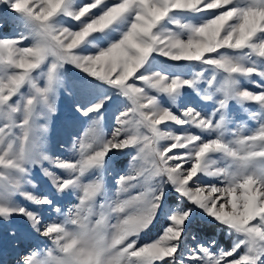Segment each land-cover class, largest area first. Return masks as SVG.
Returning a JSON list of instances; mask_svg holds the SVG:
<instances>
[{
  "label": "snow or ice",
  "instance_id": "obj_1",
  "mask_svg": "<svg viewBox=\"0 0 264 264\" xmlns=\"http://www.w3.org/2000/svg\"><path fill=\"white\" fill-rule=\"evenodd\" d=\"M0 5L26 18L34 38L30 46H21L27 36L0 38V264H264V120L258 118V130L248 133L243 127L233 130L228 115L233 98L264 106V90L253 92L239 82L253 75L264 79V71L221 51L249 50L264 58V0H119L110 6L107 0H93L79 9L74 0H0ZM102 6L80 30L53 23L61 13L80 21ZM177 10L212 15L198 26L183 25L186 36L158 33L161 22ZM128 15L133 19L117 42L96 54L77 53L92 34ZM6 22L18 23L0 20V28ZM154 54L223 73L219 82L215 74L208 78L201 95L213 101L219 94L211 114L188 106L177 115L150 94L149 89L175 96L204 78L203 73L194 79L145 75L141 70ZM46 63V82L40 85L34 73ZM65 64L114 87L131 105L118 116L111 138L103 134L102 118L94 120L77 141L80 157L75 161L45 150L42 133L48 128L37 123L36 114L38 99L55 111L52 97ZM26 86L35 95L21 101ZM102 107L77 105V111L88 116ZM166 122L196 128L210 138L162 129ZM164 140L171 143L161 148ZM128 148H136L137 155L129 174L117 181L121 198L101 202L102 179L86 177L104 166L110 152ZM36 168L56 193L77 191L78 203L65 210L40 190ZM140 178L146 187L133 193ZM167 184L178 194L175 208L165 198ZM196 209L235 237L231 248H218L215 239L195 249L185 243L189 236L197 240L188 228ZM167 213L163 232L137 246L140 234Z\"/></svg>",
  "mask_w": 264,
  "mask_h": 264
},
{
  "label": "rangeland",
  "instance_id": "obj_2",
  "mask_svg": "<svg viewBox=\"0 0 264 264\" xmlns=\"http://www.w3.org/2000/svg\"><path fill=\"white\" fill-rule=\"evenodd\" d=\"M92 2L93 0H74L73 6L79 9ZM118 2L119 0H107V5L110 6ZM238 3L247 4L248 0H238ZM103 8L104 6L93 10L89 16H86L80 21L61 13L54 18L53 23L57 27H68L74 31L80 30L84 23L93 16L99 15L103 11ZM211 15L212 13H195L177 10L170 13L169 17L161 22L157 28V32L160 34H167L169 31H173L177 34L186 36L188 31L183 25L198 26L210 19ZM12 18H15L18 23L13 25L6 22L4 27L0 28V38L27 36L28 38L23 41L21 46H30L34 42V38L30 34L28 24L25 23L26 18L22 17L21 14L12 12L8 5H0V20L8 21ZM132 19L133 17L128 15L105 32L92 34V36L88 37V39L76 50L77 53L84 55L96 54L103 48L110 46L111 43L117 42L122 38L123 33L130 26ZM221 51L222 53L243 60L247 66H255L259 70L264 71V58L256 56L249 50L233 51L225 49ZM48 66L49 65L46 63L41 69L34 73L40 85H44L46 82ZM141 72L145 75H152L156 72H160L172 78L180 77L182 79H194L197 74L203 73L204 78L198 82L196 88L186 87L175 96L160 94L155 90L149 89L151 95L158 97L164 107L169 108L177 115L181 114L182 108L188 106L195 107L205 115H209L216 107V100L220 98L217 93L213 101H204L202 99L201 95L206 88L207 79L215 74L219 82L223 78V73L200 62H177L154 54ZM58 76L59 84L55 95L52 97L55 111L50 113L47 107L38 99L36 108L37 123L47 125L48 128L47 132L42 133L45 150L53 157L75 161L80 157L77 141L82 137L85 130L91 126L92 122L97 118H102L101 127L103 134L105 138H111L114 130L118 127V116L126 109L130 108L131 105L130 101L117 89L96 80L72 64H65L58 73ZM250 80L264 84V79H261L259 75H253ZM250 80L248 77H239L242 88H246L253 92L264 90L257 88ZM137 83L138 86H140L141 82ZM22 92L23 95L20 97L21 101L28 96L35 95L34 90L31 89L30 86H26ZM100 103L103 104V107L99 112H92L88 116H84L80 111H77V105L86 109ZM228 115L232 121L229 126L233 130L243 127L246 132L252 133L258 130L259 125L257 119L264 120V106L233 98L228 104ZM166 124L167 125H161L160 127L162 129L173 128L177 134L192 132L202 134L206 139L210 138L207 133H200L196 128L181 126L171 122H166ZM170 143V140L161 141L160 147L164 148ZM135 155H137L136 148H128L119 152L113 150L108 154L104 166L99 169H94L88 177H86L89 180L94 178L102 179L104 192L100 197L101 202L111 204L115 200L121 198L117 194V181L121 176L129 174L132 169V159ZM53 171L64 175L60 169H53ZM33 175L40 190L44 191L45 194L51 193V198L57 201L59 205L63 206L65 210L71 205L78 203L77 191H70L66 194L56 193L55 189L51 187V183L48 179L40 173L39 168L34 169ZM204 179L207 182L208 179L211 178L205 177ZM152 186H156L155 180L152 181ZM145 187L144 178H140L136 187L132 189V192L143 191ZM165 198L168 201L169 207L175 208L176 203H178V194L171 184L165 186ZM22 203L27 202L22 201ZM195 211L196 215L192 218L191 223L188 224V228L194 231L197 235V240L192 241L189 236L185 243L191 245L192 249H195L198 243H207L209 239H215L218 248L222 247L224 250L231 248L235 237L230 236L225 229L217 225L211 218L203 216L199 209ZM170 214L171 213L158 215L152 227L140 234L137 246L156 239L168 225V215ZM49 215L55 219L54 212H49ZM115 218L116 217L113 216V223L115 222ZM183 247L184 246H182V248ZM213 251H216V249H213ZM241 251H243V249H241ZM179 255L178 253V256ZM185 255H187V252H185ZM191 264H196V262L193 261Z\"/></svg>",
  "mask_w": 264,
  "mask_h": 264
},
{
  "label": "bare ground",
  "instance_id": "obj_3",
  "mask_svg": "<svg viewBox=\"0 0 264 264\" xmlns=\"http://www.w3.org/2000/svg\"><path fill=\"white\" fill-rule=\"evenodd\" d=\"M168 130H170V131L176 133V131H175L173 128H168Z\"/></svg>",
  "mask_w": 264,
  "mask_h": 264
},
{
  "label": "trees",
  "instance_id": "obj_4",
  "mask_svg": "<svg viewBox=\"0 0 264 264\" xmlns=\"http://www.w3.org/2000/svg\"><path fill=\"white\" fill-rule=\"evenodd\" d=\"M207 229H209V228H207Z\"/></svg>",
  "mask_w": 264,
  "mask_h": 264
}]
</instances>
